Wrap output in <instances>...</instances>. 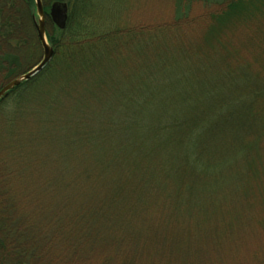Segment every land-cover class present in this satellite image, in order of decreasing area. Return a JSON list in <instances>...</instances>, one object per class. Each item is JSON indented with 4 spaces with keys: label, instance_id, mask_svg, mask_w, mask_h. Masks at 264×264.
Returning <instances> with one entry per match:
<instances>
[{
    "label": "trees",
    "instance_id": "1",
    "mask_svg": "<svg viewBox=\"0 0 264 264\" xmlns=\"http://www.w3.org/2000/svg\"><path fill=\"white\" fill-rule=\"evenodd\" d=\"M41 1L54 56L0 102V264H194L180 259L179 245L194 235L207 249L217 224L199 225L218 211L215 197L233 189L223 226L249 202L240 197L244 172L264 143V0H201L197 15L193 0H175L169 22L106 32L99 0ZM56 1L68 8L64 30L48 16ZM231 16L252 27L251 55L230 56L206 31ZM33 17V0H0V88L41 58ZM103 113L117 119L87 125ZM66 117L83 126L78 149L63 143L66 163L85 156L93 167L77 193L72 180L52 189L38 181L37 192L25 177ZM62 191L69 195L53 196ZM73 193L81 197L69 200ZM220 201V210L230 202Z\"/></svg>",
    "mask_w": 264,
    "mask_h": 264
},
{
    "label": "rangeland",
    "instance_id": "2",
    "mask_svg": "<svg viewBox=\"0 0 264 264\" xmlns=\"http://www.w3.org/2000/svg\"><path fill=\"white\" fill-rule=\"evenodd\" d=\"M175 3V0H99L96 8V15L100 17L98 20L99 27H101L104 32L108 31L109 29H115L116 27L120 28V26H123L124 23H127L128 21L130 24H141L142 26L153 27L157 24L156 22H162L167 19L169 22L172 19L171 15L173 16ZM188 5L187 6L190 7V12L192 15L203 13V9H206L201 0H193V2ZM251 28L252 27L241 26V22H239L235 17L231 16L230 21L223 23L217 22L216 25L207 24L205 29L208 33L212 34L213 37H217L216 40H213V44L216 45L219 42V44H221L224 49L223 51H226V53L229 52L231 54L230 56L236 55L243 57L245 55H251L254 50L253 40L251 39V33L254 34V32L251 30ZM175 38H177V36ZM103 114H101V119H99V115H97L95 118L96 120H89L90 122H88L87 125L92 126L93 122H95V125H97L99 128L100 125L103 127L108 124V121H105L108 117H111L114 120L117 119L115 118L117 114L115 116L114 113H112V116H107L106 114L103 116ZM103 118L105 120H103ZM76 119L77 117L72 120L67 119L66 117L65 119L61 118V122H56L54 125V127L56 126L55 129H57L59 126L58 128H60L62 131L58 133L54 132L53 135L49 137L50 141L52 142L51 145H53L50 149L51 151L49 152L48 149L46 151L45 148V151H42V154H35L36 162L30 168L28 175L24 180L25 184H30L33 187V190H36L37 192L40 191L37 190L38 186H36V182L38 181H43V185L46 182L47 187L49 185L50 189H52L54 186L59 187L62 185H67V183L72 180L74 183V191H76L75 193H77L78 186L82 188L81 181L87 173L86 168L93 167V162H91L90 159H87V157L83 156L80 160L83 161L82 163L78 161L71 164L70 159L68 163H66V156L63 155V153L66 152L65 148L63 147V143L66 139H70V142L72 139V142L76 144L77 149L81 145L77 137H81L82 123L76 122L79 121ZM52 126V124L49 125L47 129L52 128ZM262 143L260 146H255L249 155V169H251L250 171H253L251 174L244 172V175H246V186H244V188L241 186L238 187L239 189L243 188L242 196H240L242 197V200L249 199V202H246L245 200L246 204L244 207L240 204L239 207H236L242 208L241 215L243 216H232L230 218H226L225 220L227 222L232 221V223H226L223 226L221 224L223 218L218 217V215L224 217L226 210L235 209L231 202H236V200L235 197H232L231 195L233 193V189L225 191V193H228L226 197H223L224 194H218L214 199L213 205L214 211L215 208H217L218 211L214 212L215 215L209 214L207 217L209 222L207 224L199 225L200 229H202L201 226H209L211 220L217 224V230L214 235H209V237H211L209 241L210 243L207 245V249H203L202 252L199 251V248L196 247V245L203 244L202 246H204L205 243H198L197 239H195L193 235L188 239L190 241L189 244H187L188 247L185 245L186 248H182L185 246L181 244L179 245V255L182 261L186 260L187 262L191 257H196V259L194 258V264H256L264 259V143ZM72 146L74 147V145ZM101 146L102 145H98L97 147L101 148ZM76 150L73 149L74 153L79 154L76 157L80 158L83 155L82 152H84V150H77V152ZM99 153L100 152H98V154ZM103 153L100 155L101 162L106 163V159L102 158ZM44 157L45 163H42ZM37 160L41 161L39 162ZM103 166L105 167L104 164ZM44 176L47 178H44ZM62 178L65 180V182L61 181ZM58 183L61 184L55 185ZM89 187L93 188L96 191V194H98L97 188L99 186L94 188L93 184H91ZM75 193L69 197V200H74L75 198L79 199V197H81ZM62 194L66 196L68 193H63V191L62 193L54 192L53 196L56 198L57 196H63ZM51 197L52 196H50V198ZM83 197L86 201H88V194H84ZM220 200H228L230 202H225L226 205L224 206V209L220 210L217 207L218 202H221ZM72 204L74 205V203H71L70 205ZM235 222L237 225H233ZM227 227L228 230L226 229ZM203 230L205 232L200 231L199 228H197L196 234L204 236L207 228H204ZM228 231L232 232V235L229 237L226 236V233H229ZM192 234H194V229H192ZM184 240L185 239L183 238L181 243L186 244L187 240ZM162 241L166 242L164 238ZM222 252H224L225 261H220L221 258L213 260L219 255L223 256Z\"/></svg>",
    "mask_w": 264,
    "mask_h": 264
},
{
    "label": "water",
    "instance_id": "3",
    "mask_svg": "<svg viewBox=\"0 0 264 264\" xmlns=\"http://www.w3.org/2000/svg\"><path fill=\"white\" fill-rule=\"evenodd\" d=\"M34 17L33 24L36 37L41 48V58L39 62L25 73L20 74L11 81L7 82L0 88V102L4 100L8 94L16 89L23 82L29 81L32 77L41 72L46 65L50 63L54 56L53 47L48 43L45 32V12L41 0H33ZM48 16L51 23L58 29L64 30L68 19V8L64 2L56 1L51 3Z\"/></svg>",
    "mask_w": 264,
    "mask_h": 264
}]
</instances>
